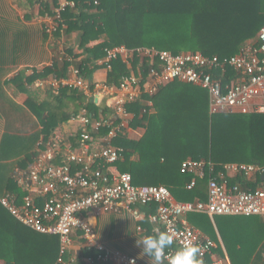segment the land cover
<instances>
[{"label": "trees", "instance_id": "16d2710c", "mask_svg": "<svg viewBox=\"0 0 264 264\" xmlns=\"http://www.w3.org/2000/svg\"><path fill=\"white\" fill-rule=\"evenodd\" d=\"M22 1L23 6L39 3L40 15H44V11L52 15L48 0ZM57 2L51 0V5L58 9L62 3ZM63 2L72 3V6L64 7L55 19L58 26L56 35L78 33V49L81 50L82 58L74 63V68L87 80H92L89 66L104 59L107 49L120 46L127 49L154 48L174 55L191 52L223 59L234 55L243 44L255 38L264 25V0ZM53 15L57 16L56 13ZM99 40H102L101 43L90 45ZM68 55H72L70 50ZM69 65L64 62L60 69L53 66L54 75L66 77ZM109 65L107 83L118 85L121 78L128 76L131 71L147 67V62L133 56L129 66L121 58L110 61ZM53 70L45 71L53 73ZM16 78L17 81L21 79L20 76ZM71 100L74 106L69 110ZM147 101L152 103L155 115L148 114L144 104ZM30 102L27 101L26 106L32 109V114L37 115L41 129L27 136L10 135L8 132L2 135L0 197L6 192L17 197L22 195L10 178L13 160L18 159L24 163L33 159V148L39 142L47 141L60 125L69 121L81 109H86L94 119L108 117L112 113L104 104L96 105L94 100L86 101L80 92L71 89L54 91L50 103L33 102L30 107ZM127 109L133 115L129 126L134 129L143 127V135L139 139H130L125 134L118 135L110 142L112 146L123 150L122 159L114 166L119 173L130 174L133 186H163L178 203L204 202L207 179L196 180L195 186L188 190L186 186L194 176L180 172L184 161L209 162L212 166L211 176L215 178H218L226 164L264 165V115L210 116L208 93L199 87L178 81L170 82L160 87L153 96L141 94ZM0 112L7 116L10 110L3 106ZM141 113L144 114L141 116ZM107 132L108 129L103 128L96 136L104 137ZM23 167L21 169L26 168ZM259 181V177H256L254 183H249L241 175L231 179L230 183L253 190ZM138 208L145 216L138 224L147 229L148 235H153L147 216L156 212V205L148 204ZM212 219L214 225L204 214L186 216L191 227L215 244L213 255L224 259L225 251L230 264H264V217L214 216ZM99 227L100 224L95 228L97 237L100 235ZM59 250L58 237L29 230L0 205V263L89 264L85 259L90 258L92 264H110L98 261V252L84 246L75 256L68 253L63 263H57ZM209 262L210 257L207 256L205 263Z\"/></svg>", "mask_w": 264, "mask_h": 264}, {"label": "built area", "instance_id": "2783aa9c", "mask_svg": "<svg viewBox=\"0 0 264 264\" xmlns=\"http://www.w3.org/2000/svg\"><path fill=\"white\" fill-rule=\"evenodd\" d=\"M72 3L62 2L59 12ZM55 26L49 29L54 31ZM98 61L109 70L110 61L121 58L129 66L136 56L147 62L122 77L118 85L87 80L75 68L65 78H54L50 87L59 92L71 89L80 92L96 105L112 111L108 117L92 118L81 109L70 118L76 125L75 132L64 138L54 132L50 138L36 145L35 156L25 169L14 168L12 181L22 195L6 192L0 197V205L22 226L41 234L56 236L60 250L57 263L70 253L74 238L84 247L98 252L97 260L110 264H145L143 261L112 251L97 238L95 227L88 215L129 214L141 217L139 206L156 205V212L147 216L153 228L174 232V244L170 251L192 243L199 248L202 264H227L214 258L215 244L191 227L186 216L204 214L209 218L264 217V165L226 164L218 178L211 176L212 166L204 160H186L181 173H191L194 178L186 186H195L196 180L207 179L206 200L178 203L163 186H133L128 173L110 168L122 159L123 150L111 145V140L123 135L129 128L133 115L127 106L138 100L141 94L153 96L160 87L174 81L199 87L208 93L209 115L240 114L264 115V25L255 38L243 44L227 58L206 57L200 53L171 54L154 48L127 49L114 47L105 51ZM107 128V135L98 138V132ZM73 139V142L69 140ZM244 176L249 183L259 177L255 188H242L231 184L236 176ZM152 217H156L155 220ZM210 262L205 263V258ZM92 264L93 260L85 259ZM167 264V262H165ZM3 264V263H0Z\"/></svg>", "mask_w": 264, "mask_h": 264}, {"label": "crops", "instance_id": "0c3cea01", "mask_svg": "<svg viewBox=\"0 0 264 264\" xmlns=\"http://www.w3.org/2000/svg\"><path fill=\"white\" fill-rule=\"evenodd\" d=\"M22 2V0H0V107L5 106L10 110L9 116H3L0 112V140L5 132L10 133V135L27 136L39 131L41 125L37 115L32 114V109L26 106L27 101H32L30 107L33 102L50 103L49 100L51 101L54 90L50 87L49 82L54 78H65L61 75L56 77L53 66L60 69L64 62L69 63L68 74L69 70L75 67L74 63L79 62L82 58L81 50L78 49L77 32L69 36L62 33L57 36L56 30L49 32L52 26H55V29L58 28L56 17L53 15L57 8L51 5V0L48 2L52 15L45 11L44 15H40L39 3L23 6ZM62 2L63 0H58L57 3L61 4ZM101 41L92 42L90 45L94 46ZM69 50L71 56L68 55ZM89 67L92 80L107 82L108 70L104 65H100L97 61L96 64L94 63ZM47 69L53 70V73H46L45 70ZM18 76L21 78L19 81L16 78ZM70 102L69 110L74 106V102L72 100ZM94 102L97 103L96 100ZM144 104H146L148 114H156V110L150 101L144 102ZM142 114L144 113H141V116ZM75 127L76 125L67 121L60 125L55 132L67 138L75 132ZM143 133V127L134 129L130 126L124 132L130 139H139ZM33 151H36V147L33 148ZM7 153L9 152L7 151ZM31 160L24 163L18 159L13 160L11 162V180L14 168H21L23 165L25 168ZM110 170H116L115 166L111 167ZM140 213L139 219H135L126 213L101 215L99 217L89 214L87 217L88 221H92L90 224L95 228L98 227V224L104 226V232L107 234L101 235L102 238L100 235L97 237L102 245H106L112 251L134 256L147 264V259L140 255L141 250L135 246L136 239L139 240L148 235L147 229L138 224L145 219L144 214L141 211ZM210 219L214 225L213 219ZM151 233L155 234L153 231ZM217 237L223 248L218 233ZM82 246V241L79 238H74L70 254L75 256ZM223 253L225 255L223 260L230 264L225 251ZM214 258L218 257L214 255Z\"/></svg>", "mask_w": 264, "mask_h": 264}, {"label": "clouds", "instance_id": "9594fccd", "mask_svg": "<svg viewBox=\"0 0 264 264\" xmlns=\"http://www.w3.org/2000/svg\"><path fill=\"white\" fill-rule=\"evenodd\" d=\"M152 219L155 220L156 217ZM91 222L90 220L89 223ZM152 231L154 235H146L135 242V246L141 250L140 255L147 259V264H202L198 258L197 246L189 242L170 251L173 248L175 233L160 231L158 228H153ZM130 264H135V260H131Z\"/></svg>", "mask_w": 264, "mask_h": 264}, {"label": "rangeland", "instance_id": "374dc122", "mask_svg": "<svg viewBox=\"0 0 264 264\" xmlns=\"http://www.w3.org/2000/svg\"><path fill=\"white\" fill-rule=\"evenodd\" d=\"M104 231H105L104 226H101V227L98 228V233L100 234V236H101V234H102V235L107 234V233H105ZM101 238H102V236H101Z\"/></svg>", "mask_w": 264, "mask_h": 264}]
</instances>
